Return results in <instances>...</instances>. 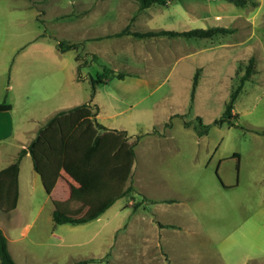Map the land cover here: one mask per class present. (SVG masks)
I'll return each instance as SVG.
<instances>
[{
    "label": "rangeland",
    "instance_id": "374dc122",
    "mask_svg": "<svg viewBox=\"0 0 264 264\" xmlns=\"http://www.w3.org/2000/svg\"><path fill=\"white\" fill-rule=\"evenodd\" d=\"M165 5L169 15L153 16L155 26L180 30L224 26L232 31L209 38L159 35L173 43L175 50L179 48L180 57L167 55L148 66L131 63L127 48L138 52L157 36L115 35L125 27L140 32L162 29H150L151 16L139 9L132 8L133 16L128 18L107 8L90 20L79 13L78 0H0V97L10 82L15 86L14 94L21 88L23 55H39L38 50L23 53L25 46L32 39L45 41L56 48L53 56L62 59L64 67L73 61L76 76L78 72L87 76L84 89L90 87V76L106 69V82L100 90L106 100V92L116 97L111 98L115 107L111 118L134 135L140 134L134 148L135 166L126 182L133 186L136 180V190L122 196L112 210L118 212L106 226L105 256L85 264H233L240 255L222 243L225 254L220 258L221 248L215 247L209 235L236 233L239 221L247 222L248 229L264 218V134L259 132L264 129V0H247L243 5L227 0H168ZM161 17L164 20L160 22ZM17 32L21 40L13 36ZM87 35L90 41L85 39ZM94 35L102 37L96 39ZM59 40L77 46L61 51L56 45ZM90 47L100 48L101 56L92 57L94 53L86 52ZM251 56L255 59L254 72L233 102L234 125L211 124L220 116ZM196 69L198 85L190 103ZM139 72L143 75H134ZM118 73L124 75L122 79ZM40 78L35 72L30 74V101L38 98L32 91L43 93L53 88L47 81H38ZM171 114L168 128L164 124ZM197 116L210 123L208 132L200 136L195 131ZM3 119L9 121V115ZM11 119L21 125V89ZM19 140V135L0 140V166L14 160ZM220 180L238 188L225 189ZM44 197L38 188L32 197L33 208H21L20 201L16 209L0 211V225L29 212L33 216ZM165 198L175 202H152ZM131 199V206L118 208ZM83 212L77 204L65 213L78 216ZM38 216L50 218V201L43 204ZM156 217L182 227L166 226L160 238ZM22 243L34 255L21 256L20 264H66L85 258L80 251L52 253L63 249L62 242L47 233L29 235Z\"/></svg>",
    "mask_w": 264,
    "mask_h": 264
},
{
    "label": "crops",
    "instance_id": "0c3cea01",
    "mask_svg": "<svg viewBox=\"0 0 264 264\" xmlns=\"http://www.w3.org/2000/svg\"><path fill=\"white\" fill-rule=\"evenodd\" d=\"M109 1L112 0H78V2H80L79 13L86 19L91 20L92 18L95 19L102 15L107 8H113L119 16L129 18L133 16L132 8H134L136 11L138 9L141 12L143 11L145 16H151L150 19L152 20V23L149 26L150 29H172L166 26H155V22H153V16L155 15H169L168 10L164 9L166 6L165 4H154L140 9L137 0H113V3H110ZM173 10H175V8H173ZM176 12L179 13V10L176 9ZM182 13H184V10ZM159 19H161L160 22L164 20L163 17ZM127 22L128 19H126L122 27L125 26ZM117 30H113L112 32ZM105 33L107 32L103 30L102 34L105 35ZM100 35H94L93 37L98 39L102 37ZM13 36L16 40H21L20 33L17 32ZM90 37V35H87L85 39L90 41ZM149 41L148 47H143V49L138 52L127 48L131 63H143L149 66L157 64V62H159L157 60L163 59V57L167 55H169L170 58H173L175 55H177V58L180 57L179 48L175 50V47L172 45L173 43L166 41L163 36L152 37ZM55 49L56 48H54L51 43L41 40L36 41L35 39H32L31 43L24 48L23 53H27V50L31 52L38 50L39 55H23V58H21V125H19V123H14L13 119H11V113L14 111V103L17 102L20 89H17L14 94L12 91L15 86L10 82L8 83L6 93L0 97V103L10 105V109L0 110V140H7L10 137L19 135V147L15 152V157L19 149L30 143V141L36 136L38 129L43 126L54 113L72 108L89 100V85L87 89H84V80H87V76H83L82 74L81 78L77 79L75 74V63L72 61L69 67H64L63 60L58 59L55 55L53 56L56 51ZM182 51L184 52V48ZM86 52L94 53L97 57L101 56L100 48L90 47ZM138 58H140V60H137ZM33 72H35L37 77H41L38 81L42 82V84H45L47 81L50 86L53 84V88H51L49 92L43 93H35L32 91L34 96L38 95V98H34L30 101L29 79L30 74ZM134 75L142 76L143 73L139 72ZM105 82L106 81L96 86L95 93L91 99V103L95 104L97 108L94 118L98 123L104 125L108 129L125 130L128 141H132L131 136H138L137 143L133 147L134 149L139 142L140 134L134 135L125 127L118 126L117 122L111 118L113 116L112 111L115 108L114 104L111 102V98L116 97L111 92H106L109 95L108 100L101 96L100 86H103ZM3 115H9V121H5ZM152 129H154V127ZM15 132L16 134L14 135ZM160 133L162 134V131H160ZM135 162L136 159L134 157L131 171L135 166ZM9 163H2L3 165L0 166V169ZM135 182L136 180H134L132 184L133 192L136 190ZM220 182L225 189L234 190L238 188L237 184L226 185L225 183L223 184L221 180ZM38 188L42 189L45 193V197L43 202L37 207L33 216L29 212L28 214L21 216L19 219L10 221L5 226L0 225V229L7 238L8 250L15 263L20 264L21 256L34 255V251L26 244L22 243L23 239L27 238L29 235L38 236L43 235L44 233H47L49 237L56 238L62 242L63 249L56 250L52 253L57 252V254H67L72 251H80L85 254L83 256L86 259L93 258V263L96 260L103 258L102 256H105L106 254V226L109 223L111 216L117 214V210L114 212H112V210L117 207L121 197L115 199L114 202L100 215L86 222L77 224H59L53 222L52 216H50V218L40 219L38 214L43 208V204L47 201H50L51 203V213L53 209H58L65 213L67 212V208L78 204L84 208V214L88 206L78 199L77 186L62 173L57 178L50 193H46L39 174L33 168L32 158L30 154L26 152L19 162L18 199L14 209L18 207L20 201L21 208H33L32 197ZM158 200L163 202H175L174 198L152 199V202L155 203ZM132 201L133 200L131 199L126 204L119 205L118 208L122 209L127 205L131 206L133 203ZM153 215L157 216L155 212ZM156 221L157 224L158 222H163V224H172L174 226L177 225L182 227L179 223L167 222L159 218H157ZM251 225L252 226L247 229V222L244 223V221H239L236 225L238 226L235 229H238L236 233H233L234 231L232 230L229 231L230 233L228 232L223 236L209 235V240L216 243L215 247L221 248V253H218L220 254V258H223V255L225 254L224 248L221 246V244L224 243L226 244V249L228 251L233 250V254L237 252L238 255H240L239 260L233 262V264H264V218L260 223H253ZM165 227L166 226L159 227L158 225V231L161 232L160 238L163 235V231H165ZM64 247L69 249H65ZM256 252L261 254V256H257ZM48 253L49 252H47V254Z\"/></svg>",
    "mask_w": 264,
    "mask_h": 264
},
{
    "label": "trees",
    "instance_id": "16d2710c",
    "mask_svg": "<svg viewBox=\"0 0 264 264\" xmlns=\"http://www.w3.org/2000/svg\"><path fill=\"white\" fill-rule=\"evenodd\" d=\"M167 1L137 0L140 9L154 4H165ZM227 1L243 5L247 0ZM231 31V29L224 26L196 27L188 30L159 29L143 32L130 31L125 27L116 32L115 35L133 34L138 37L169 35L209 38L215 34ZM56 45L59 50L63 51L76 47L77 43H67L59 40ZM91 55L92 57L95 56V54ZM254 64L255 59L251 56L245 65L243 74L239 77L237 85L230 93L220 116L213 119L211 124L217 126L224 123L234 125L231 120L233 102L241 91L243 83L249 80L254 72ZM77 70H79V65ZM105 70L104 73H97L94 77H89L90 92L87 102L54 113L38 129L36 136L30 143L19 149L15 159L0 169V211H10L17 204L19 162L26 152L32 158L33 168L39 174L46 193H50L57 178L62 173L77 186L78 199L88 206L81 216H72L58 209H53L51 216L54 223L77 224L91 220L100 215L115 199L133 190L131 185L126 186V182L130 177L135 157L133 147L137 143L138 136L132 141H128L125 130L108 129L94 118L97 108L95 104L91 103V99L95 93L96 85L104 82L107 78ZM116 76L121 78L123 74L118 73ZM76 78H81L79 72ZM197 85L198 69L195 70L192 77L189 92L190 103L193 102ZM7 109H10L9 104L0 103V110ZM171 117L172 115L165 122L166 127L171 126ZM197 120L196 134L198 136L206 134L210 123H203L200 116H197ZM184 125L188 126L189 123L184 122ZM259 132L264 134V129ZM234 156L238 157L239 154L235 153ZM158 225L159 227H173L172 224H162L160 222H158ZM93 260V258H85L66 264H85ZM0 264H16L8 250L7 238L1 229Z\"/></svg>",
    "mask_w": 264,
    "mask_h": 264
}]
</instances>
